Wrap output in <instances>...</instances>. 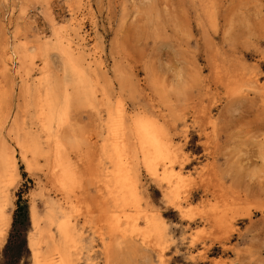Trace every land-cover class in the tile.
I'll list each match as a JSON object with an SVG mask.
<instances>
[{"label": "rangeland", "instance_id": "obj_1", "mask_svg": "<svg viewBox=\"0 0 264 264\" xmlns=\"http://www.w3.org/2000/svg\"><path fill=\"white\" fill-rule=\"evenodd\" d=\"M57 31L75 48L85 38V59L108 82L125 85L131 114L140 108L165 128L177 154L174 174H181L172 203L139 170L142 190L168 227L147 250L142 238L123 240L103 227L98 179L88 178L94 184L85 182L87 198L72 214L83 241L70 253L72 264H107L106 244L112 264H264V0H0V148L14 152L18 170L4 208L10 226L0 264H35L33 212L47 232L36 240L42 254L50 255L52 240L60 244L47 224L60 194L51 165L17 145L36 127V109L23 93ZM12 53L22 78L9 65ZM50 55L66 82L58 56ZM72 116L62 139L74 136L76 145L66 146L77 162L90 158L97 131L86 109ZM16 120L20 129L12 133ZM84 189L75 198H84Z\"/></svg>", "mask_w": 264, "mask_h": 264}, {"label": "bare ground", "instance_id": "obj_2", "mask_svg": "<svg viewBox=\"0 0 264 264\" xmlns=\"http://www.w3.org/2000/svg\"><path fill=\"white\" fill-rule=\"evenodd\" d=\"M85 41L82 38L75 48L71 41L57 31L46 46L43 64L37 71L33 86H27L23 93L30 102L28 107L36 109V127L25 132L18 139L17 145L24 155L41 156L51 165L55 185L60 191L50 203L47 218L48 228H57L60 244L54 245L55 242L51 241V245L47 247L48 250L51 249L49 256L42 254L40 246L36 244L37 238L47 232L40 228L36 212L32 213L34 228L29 244L36 246L33 249L35 264H72L70 253L83 247V241L78 238L75 230L77 225L72 220V214L78 208L75 204L87 198L88 191H85L84 186L86 181L87 187L91 183L88 178L96 175L98 179L97 183L92 181L91 184H97L94 195L97 196L98 207L104 216L103 227L111 228V233L119 234L118 237L123 240H130L135 235L142 238L140 245L145 250L152 237L161 238L168 227L142 190L139 170L144 169L150 178L158 182L169 202L174 203L180 198L181 174H174L177 154L169 134L159 122L144 114L140 108L134 115L131 114L124 96L125 85L122 83L118 88L113 82H108L98 69L87 62L84 57ZM51 52L58 56L63 75L67 77L66 82L53 70ZM12 56L9 65L14 75L22 78V71L16 72L13 67L17 59L16 53H12ZM26 58L29 56L20 58L21 64ZM5 103L1 93V112ZM76 109L88 111L96 123L97 131L96 141L92 137L90 140L95 143H89V148L94 150L90 151V158H87L88 153L83 157L76 154L79 157L77 162L73 161L69 152L71 149L68 150L69 146L76 145L72 141L74 136L70 140L72 144L69 138H64V141L62 139V136L68 134L62 135L65 127L70 125ZM17 121L13 123L12 133L20 129V125L17 128ZM69 136H72L71 133ZM69 142L71 145L68 146ZM17 174L14 152L8 151L2 144L0 243L5 241L10 226L4 208L10 199L11 187ZM83 189L84 198H75V194ZM188 201L189 196L186 195L185 203ZM177 208L180 211L179 203ZM111 249L112 245L106 244L107 264L113 263Z\"/></svg>", "mask_w": 264, "mask_h": 264}]
</instances>
